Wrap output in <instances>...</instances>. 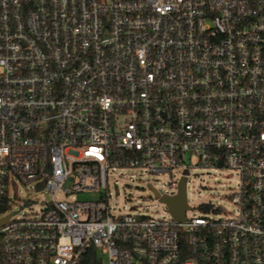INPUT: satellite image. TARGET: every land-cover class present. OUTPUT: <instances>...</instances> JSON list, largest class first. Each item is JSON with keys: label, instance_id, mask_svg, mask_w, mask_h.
Returning a JSON list of instances; mask_svg holds the SVG:
<instances>
[{"label": "built area", "instance_id": "built-area-1", "mask_svg": "<svg viewBox=\"0 0 264 264\" xmlns=\"http://www.w3.org/2000/svg\"><path fill=\"white\" fill-rule=\"evenodd\" d=\"M126 167L233 208L115 213ZM0 264H264V0H0Z\"/></svg>", "mask_w": 264, "mask_h": 264}, {"label": "rangeland", "instance_id": "rangeland-1", "mask_svg": "<svg viewBox=\"0 0 264 264\" xmlns=\"http://www.w3.org/2000/svg\"><path fill=\"white\" fill-rule=\"evenodd\" d=\"M203 169L194 170L189 176L186 191L188 204L193 208L187 212L191 216H215L224 215V211L233 208L228 196L232 192L235 181L229 176L231 171L221 168L211 171V175ZM201 175V178L199 176ZM169 174H155L140 172L137 168L126 167L112 172L109 178V191L112 192L110 205L115 213H136L140 215L158 216L169 218L168 213L163 212L165 206L157 200L152 187L159 191L167 190L174 194L176 190L168 187ZM51 200V195L45 190L18 189L17 202L12 205V210L23 207L24 203L31 201V207H23L18 215L30 214L39 209L46 208ZM209 203L210 211L204 212L200 205Z\"/></svg>", "mask_w": 264, "mask_h": 264}, {"label": "water", "instance_id": "water-1", "mask_svg": "<svg viewBox=\"0 0 264 264\" xmlns=\"http://www.w3.org/2000/svg\"><path fill=\"white\" fill-rule=\"evenodd\" d=\"M186 179L187 178L184 177L181 180L177 194L172 195V196L164 195L160 198L161 201L166 203V205L168 206L169 212L172 215V217L180 221H183L186 219L185 214H186V210L189 207L188 201H187ZM150 187L152 188L155 195H158V192L155 190V188H153L152 186Z\"/></svg>", "mask_w": 264, "mask_h": 264}]
</instances>
